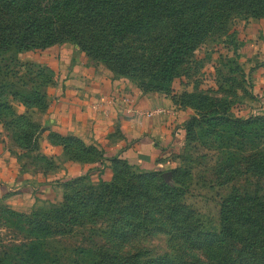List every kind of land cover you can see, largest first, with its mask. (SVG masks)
<instances>
[{
	"label": "trees",
	"instance_id": "trees-1",
	"mask_svg": "<svg viewBox=\"0 0 264 264\" xmlns=\"http://www.w3.org/2000/svg\"><path fill=\"white\" fill-rule=\"evenodd\" d=\"M241 16L264 17V0H0V57L13 49L44 50L70 37L88 56L104 60L115 76L137 79L143 91L169 92L173 79L188 72L195 52L209 41L219 39L229 49L238 50L233 24ZM229 61L233 63L230 58ZM233 64L230 71L242 70L238 62ZM3 67L10 66L0 67V120L23 149L35 151L38 140L31 144L29 131L21 120L13 119L16 112L3 93L6 87L19 86L26 75L8 68L3 76ZM38 92L41 89L30 95L11 93L14 98L19 95L27 110L39 107L46 111V101H32ZM215 106L211 116L222 115L239 128L253 125V120L227 116ZM35 124L31 126L41 131L42 125ZM48 137L63 145L73 160L103 162L106 157L104 150L85 145L79 137L81 149H71L66 141L71 135L51 131ZM91 148L95 154L89 155ZM111 161L123 163L132 173H123V178L115 173L111 182L101 179L97 187L74 190L62 206L23 215L29 233L38 241L24 251L30 261L22 260L31 264L37 254L47 259L46 239L53 231L64 235L77 225L91 223L94 227L102 222L105 243L94 244L96 250L85 264H191L188 253L182 251L183 241L196 250H209L211 261L205 264H264V198L260 192L233 191L222 202V229L212 234L203 230L197 211L185 202L184 189L168 183L165 174L137 173L120 156ZM239 161H247L246 170L264 176V149ZM172 174L182 184L181 171L174 168ZM156 232L170 236L175 256L165 253L151 257L142 253L139 237ZM128 241L138 249L122 251L120 248ZM196 261L202 264L197 258ZM72 264L84 263L75 258Z\"/></svg>",
	"mask_w": 264,
	"mask_h": 264
},
{
	"label": "rangeland",
	"instance_id": "rangeland-1",
	"mask_svg": "<svg viewBox=\"0 0 264 264\" xmlns=\"http://www.w3.org/2000/svg\"><path fill=\"white\" fill-rule=\"evenodd\" d=\"M262 18L264 17L247 19L241 16L235 18L233 36L239 44L238 50L229 49V46H225L219 39L214 42L209 41L195 52L194 63L190 65L188 72L173 79L169 88L171 91L167 92L161 89L144 91L167 94L181 107L190 109L191 114L184 122V134L180 136L176 146L165 148L159 159V167L141 170L133 165L132 170L137 173L157 172L160 175L165 174L168 183L183 188L185 202L197 211L203 230L212 234H218L222 229V202L230 197L233 191L239 190L241 193L248 192L251 194L257 191L264 198V176H256L246 170L247 161H239L243 157L264 149V110L259 108V103L262 101L260 94H256L254 91L252 69L246 70L244 68L242 60L244 43L237 29L239 25L245 24L249 19ZM66 42L78 46V43L70 37L66 38L64 42H58L51 46ZM27 51L43 50L16 51L13 49L12 53L10 51L4 54L3 58L0 57V67L7 64L10 66L8 68H12L16 73L26 75V78H21L23 82L21 83L20 80L19 86L4 88V98L9 100L8 104L16 112L13 119L21 120V123L26 126V131H29L31 144H37L38 140L39 147L29 154L27 164L34 170L39 169L46 173H53L59 168L56 163L57 160L53 155L40 149L43 132L42 130L38 131L35 126H31L39 123L37 117H39L38 112H42L41 108L34 107L32 110H27V107L19 100V95L14 98L11 92L16 91L18 94L30 95L33 94V90L41 89L42 93L38 92L37 95L39 96H34L32 101H37L38 104L46 101V104H49V89L57 83V74L48 64L38 62L36 59L23 58L22 53ZM226 56H229L233 63L238 62L241 65L244 75H242V70L230 71V67L233 69L235 65L229 61V58H225ZM89 58L94 64H99L116 74L104 60H99L95 55L89 56ZM8 68H1L3 76ZM128 78L138 85L137 79L134 78V80L129 76ZM22 84L25 86H21ZM187 94L193 95L188 96ZM214 105H216V110L220 109L227 116L253 120V125L239 128L233 126L225 117H221L222 115H212L214 116L212 117ZM155 111L159 113L163 109L157 108ZM164 113H169V110L167 109ZM34 137L37 138L36 141ZM71 137L66 140L71 149H81L83 143L77 139V136L71 135ZM85 145L99 149L93 144L86 143ZM89 152V155L95 154V150L92 148ZM65 154L69 158L68 154ZM92 162L100 163L98 160ZM174 168L181 171L182 184L173 177L172 170ZM111 169L112 178L109 181L105 180L107 182L113 180L115 173L122 178L123 173H132L123 163L119 164L118 162L114 164L111 161ZM88 177L87 175H78L62 181L57 179L56 181L63 186L62 193L58 192V197L48 193V201L40 202L29 212L15 209L0 198V264H27L28 262L22 259L30 261V257L24 251L28 250L33 242L37 243L38 240L35 239L34 234L29 233L30 228L25 223L26 220L23 219V215L62 206L67 201L66 196L72 195L74 190L97 187L100 180L103 179L93 180ZM48 178L55 179V177L47 176L41 183H51ZM72 187L75 188L71 190ZM65 190L67 191L64 193ZM91 225V223L83 226L77 225L64 235H55L53 231L46 239L49 257L43 260L37 254L31 264H72L75 258H79L84 264L89 262L93 251L96 250L94 244L105 243L104 233L101 232L105 229V225L102 222L94 225V227ZM139 239L138 247L142 253H146L148 256L155 257L165 253L175 256L176 254L175 249L170 244V236L164 232L141 236ZM186 245L187 243L183 241L182 251L188 253L187 260L191 264H198L196 258L202 261V264L210 263L209 250H196L193 245L190 247ZM120 249L134 252L138 248H135L134 243L128 241Z\"/></svg>",
	"mask_w": 264,
	"mask_h": 264
},
{
	"label": "crops",
	"instance_id": "crops-1",
	"mask_svg": "<svg viewBox=\"0 0 264 264\" xmlns=\"http://www.w3.org/2000/svg\"><path fill=\"white\" fill-rule=\"evenodd\" d=\"M237 29L244 43L243 65L246 70L252 69L254 91L260 94L259 108L264 110V18L249 19ZM22 57L36 59L56 71L57 83L49 89V107L38 112L37 118L43 132L40 149L53 155L59 168L46 173L30 167L27 162L33 151L23 149L0 120V198L15 209L29 212L40 202L48 201V193L58 197L63 186L57 179L89 175L93 180L109 181L111 159L115 156L128 159L141 170L157 168L165 148L176 146L184 134L190 109L181 107L167 94L144 92L132 79L115 76L94 64L73 43L23 52ZM124 93L134 96L141 112L131 113L110 101ZM102 96L109 101L103 103ZM157 108L164 112L168 109L169 113H156ZM148 111L155 112L149 116L145 114ZM51 131L75 135L104 150L106 157L99 164L68 158L64 147L49 139ZM47 176L55 179L48 178L51 183H41Z\"/></svg>",
	"mask_w": 264,
	"mask_h": 264
},
{
	"label": "built area",
	"instance_id": "built-area-1",
	"mask_svg": "<svg viewBox=\"0 0 264 264\" xmlns=\"http://www.w3.org/2000/svg\"><path fill=\"white\" fill-rule=\"evenodd\" d=\"M108 99H106V97L102 96L101 101L103 103L107 102ZM109 101V100H108ZM111 102L113 103H117L122 109L127 110L131 113H139L141 112L136 104V100L134 98V96L130 93H124L120 96H117V98H112L110 99ZM155 111H148V112H144L147 115H153Z\"/></svg>",
	"mask_w": 264,
	"mask_h": 264
}]
</instances>
